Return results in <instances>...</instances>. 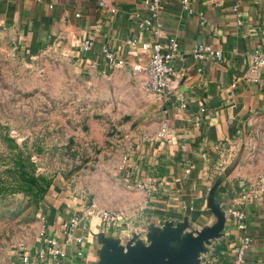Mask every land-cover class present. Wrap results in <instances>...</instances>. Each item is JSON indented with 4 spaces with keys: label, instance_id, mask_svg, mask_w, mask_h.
I'll use <instances>...</instances> for the list:
<instances>
[{
    "label": "crops",
    "instance_id": "1",
    "mask_svg": "<svg viewBox=\"0 0 264 264\" xmlns=\"http://www.w3.org/2000/svg\"><path fill=\"white\" fill-rule=\"evenodd\" d=\"M106 1L115 11L99 0H0V37L28 51L60 44L82 66L105 71L113 68L105 61L103 46L121 52L129 63H146L152 51L144 44H151L153 37L138 24L143 0ZM162 2L165 38L175 37L180 45L169 61L177 88L169 92V101L162 100L169 127L165 136L136 148L126 165L133 180H159L146 208L149 221L140 231L125 223L111 230L98 227L102 224L85 217L86 207L59 195L48 201L46 234L64 241L69 222L78 219L76 234L83 239L65 247L64 264H100L101 235L126 245L137 234L148 244L149 235L168 224L197 234L217 223L216 207L225 213V225L202 260L233 264L234 249L247 233L252 243L245 264H264V196H244L246 189L233 179L229 155L215 149L235 141L253 115L264 110V66L252 70L253 53L264 51V0H189L187 7L183 0ZM236 4L241 15L234 10ZM87 38L95 44L85 51ZM133 38L137 47L128 42ZM201 43L221 50V59H195L192 50ZM187 167L190 173H185ZM141 194L146 198L145 191ZM230 205L246 213V230L228 216ZM39 246L31 251V264H51L38 258Z\"/></svg>",
    "mask_w": 264,
    "mask_h": 264
},
{
    "label": "rangeland",
    "instance_id": "2",
    "mask_svg": "<svg viewBox=\"0 0 264 264\" xmlns=\"http://www.w3.org/2000/svg\"><path fill=\"white\" fill-rule=\"evenodd\" d=\"M165 118L142 73L82 66L60 44L28 51L0 37V264H21L19 247L41 244L48 201L59 195L94 207L96 223L111 208L133 231L145 228L146 198L128 184L126 165ZM220 147L243 194L264 196V110Z\"/></svg>",
    "mask_w": 264,
    "mask_h": 264
},
{
    "label": "built area",
    "instance_id": "3",
    "mask_svg": "<svg viewBox=\"0 0 264 264\" xmlns=\"http://www.w3.org/2000/svg\"><path fill=\"white\" fill-rule=\"evenodd\" d=\"M102 7H108L110 11H115L114 7L108 5L106 0H99ZM142 12L137 14L139 19V27L150 33L153 37L151 44H144L146 49H151V56L146 63H129L128 58L117 50L109 49L107 46L102 47L105 61L107 64L113 68H124L130 67L133 71L142 73L145 76V86L148 90L158 95L162 100L169 101V92L177 88L174 85L173 74L175 69L169 64L171 58H173L179 50V42L175 37L165 38V27L163 20L161 18L162 14V0H143ZM183 3L188 5L189 0H183ZM51 7L53 5L51 4ZM234 10L241 15L239 5H234ZM133 47H137V39L133 38L128 41ZM95 44L92 38H87L82 43V48L85 51L91 50ZM192 55L195 59L204 60L207 57H216L221 59V50L216 49L214 46L208 43H201L195 46L192 50ZM264 66V51L257 49L252 56V70L257 72L261 67ZM182 106L186 107V104L182 102ZM167 114V109H165ZM169 127L168 119L165 118L163 122L162 130L159 136H165L167 134V129ZM215 149L221 151L220 145H217ZM185 173H190V167L185 169ZM128 184L137 187L147 193L145 199L146 207L151 203L152 194L155 192L158 186V178L151 177L149 180H133L131 178L127 179ZM247 194H244L246 196ZM248 196V195H247ZM94 207H86L85 217L89 220L95 216ZM227 214L231 217L237 224V227L244 231L247 228L246 213L241 209L230 205L227 208ZM100 223H102L106 228L112 229L114 227H122L123 223L128 224L129 217L122 212H119L111 208L99 209L97 214ZM69 228L65 230V240H61L56 236H49L44 230L45 238L41 242L37 250V256L39 259L45 261L50 260L51 264H64L63 254L64 249L73 239L78 241L83 239L82 235L76 234L79 227L78 219H72L69 222ZM252 243V237L245 233L240 238L238 245L234 249L233 264H245V256L249 250ZM21 264H31L32 263V252L26 246L21 245L19 247ZM81 254V251L79 252Z\"/></svg>",
    "mask_w": 264,
    "mask_h": 264
},
{
    "label": "water",
    "instance_id": "4",
    "mask_svg": "<svg viewBox=\"0 0 264 264\" xmlns=\"http://www.w3.org/2000/svg\"><path fill=\"white\" fill-rule=\"evenodd\" d=\"M213 210L218 216L217 223L197 234L184 233L182 226L168 224L153 231L148 244L137 234L126 245H122L119 239L101 235L100 264H214L203 261L202 255L208 253L213 241L222 235L226 216L216 207Z\"/></svg>",
    "mask_w": 264,
    "mask_h": 264
}]
</instances>
